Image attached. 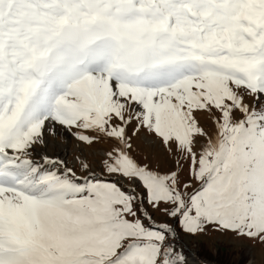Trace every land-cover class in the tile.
<instances>
[{"label": "snow or ice", "instance_id": "obj_1", "mask_svg": "<svg viewBox=\"0 0 264 264\" xmlns=\"http://www.w3.org/2000/svg\"><path fill=\"white\" fill-rule=\"evenodd\" d=\"M209 232L264 252V0H0V264H207Z\"/></svg>", "mask_w": 264, "mask_h": 264}, {"label": "rangeland", "instance_id": "obj_2", "mask_svg": "<svg viewBox=\"0 0 264 264\" xmlns=\"http://www.w3.org/2000/svg\"><path fill=\"white\" fill-rule=\"evenodd\" d=\"M209 130H211L210 125ZM102 146L107 148L111 144L105 142ZM66 147L68 153L64 161L69 167H75L79 173V164L74 159L79 154L76 149V142L72 140ZM48 150L52 152L51 148ZM33 157L35 159V153H33ZM89 160L93 169L100 167L98 157L89 156ZM37 162H41V160L38 159ZM154 219L159 222L164 217L156 213ZM183 239L187 245L185 252L190 253L192 257L196 256L200 261H206L207 264H264V252L261 251V246L255 245L252 241L236 242L212 232L194 240L187 237H183Z\"/></svg>", "mask_w": 264, "mask_h": 264}, {"label": "bare ground", "instance_id": "obj_3", "mask_svg": "<svg viewBox=\"0 0 264 264\" xmlns=\"http://www.w3.org/2000/svg\"><path fill=\"white\" fill-rule=\"evenodd\" d=\"M67 153H68L67 147H64V148L58 150V154H59L60 158L63 159V160H64L65 156L67 155ZM48 154H52V152H50L48 150ZM35 159L41 160V154H39V150H37V152L35 153ZM41 163H42V160H41ZM193 259L196 260L195 257H193Z\"/></svg>", "mask_w": 264, "mask_h": 264}]
</instances>
